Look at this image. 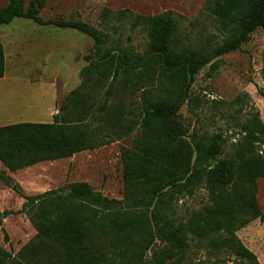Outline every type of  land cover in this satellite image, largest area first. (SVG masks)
Instances as JSON below:
<instances>
[{"label": "trees", "instance_id": "16d2710c", "mask_svg": "<svg viewBox=\"0 0 264 264\" xmlns=\"http://www.w3.org/2000/svg\"><path fill=\"white\" fill-rule=\"evenodd\" d=\"M41 0H9L0 10V28L15 19L40 26L73 29L90 37L94 50L83 59L81 84L70 91L51 123L24 122L0 127V161L15 172L43 162L73 157L109 145L137 129L131 146L121 153L124 195L111 199L85 181L72 182L25 197L23 212L36 230L35 239L17 255L0 246V264H167L183 258L192 234L206 241L211 252L229 251L244 262L259 264L237 232L255 220L264 223L257 199V180L264 178V124L258 114L242 125L243 137L225 155L221 135H190L178 112L203 67L219 71L222 57L240 50L251 33L264 31V0H209L207 10L225 38L216 45L184 43L179 15L166 11L152 16L116 13L102 16L133 19L131 27L147 32L144 52L118 44L76 19L40 15ZM6 57L0 42V79ZM139 87L136 120L121 107H111L115 83ZM105 88L102 102L97 103ZM264 96V94H263ZM138 127V128H136ZM204 186L209 202L186 223L174 217V204ZM167 247L148 253L156 241ZM195 264H208L200 261Z\"/></svg>", "mask_w": 264, "mask_h": 264}, {"label": "rangeland", "instance_id": "374dc122", "mask_svg": "<svg viewBox=\"0 0 264 264\" xmlns=\"http://www.w3.org/2000/svg\"><path fill=\"white\" fill-rule=\"evenodd\" d=\"M29 1L25 0V3ZM208 1L41 0L40 15L44 20H82L109 36L107 47L120 44L142 53L147 43L146 30L132 28L133 19L130 18L123 21L114 16L104 19V9L113 13L130 10L133 15L140 16L172 11L179 15V36L184 43L216 45L227 33L220 29L207 10ZM8 2L0 0V10ZM0 42L6 57L5 77L0 79V127L26 120V116L10 108L18 104L17 97H25V101L34 98L41 90L40 86L34 85L36 83H56L61 92L60 106L67 94L81 84L80 72L88 65L83 57L94 50L93 40L79 31L52 25L40 26L25 19H15L11 24L2 26ZM222 60L224 65L219 71H212L206 66L195 75L188 99L194 111H190L186 103L178 112V120L189 135L194 131L202 135H221L225 139V155H229L243 137L242 125L256 114L264 124V31L255 30L240 50L223 56ZM43 88L48 89L46 85ZM114 90L110 106L121 107L128 119L136 120L140 110V88L128 87L120 78ZM104 91L105 88L96 99L97 103L102 102ZM47 118L38 112H31L29 120L35 121L28 122L48 123L50 121H45ZM136 134L137 129L102 148L15 172H10L0 161V246L15 256L35 239L36 230L28 215L22 211L26 196L85 181L108 198L122 199L121 153L131 146ZM259 150L264 154V146ZM10 181L13 182L11 187L8 185ZM257 187V199L264 213V178L257 180ZM208 200V191L202 186L192 197L182 198L174 204V217L186 223L204 208ZM189 236L193 240L184 257H177L167 264H195L200 261L208 264H250L226 250L211 252L206 241L198 242L192 234L189 233ZM237 236L256 255L259 264H264V223L255 220L238 231ZM166 247L164 241H156L148 253V260L154 259L153 251Z\"/></svg>", "mask_w": 264, "mask_h": 264}, {"label": "crops", "instance_id": "0c3cea01", "mask_svg": "<svg viewBox=\"0 0 264 264\" xmlns=\"http://www.w3.org/2000/svg\"><path fill=\"white\" fill-rule=\"evenodd\" d=\"M42 84L40 85L38 83L34 84L36 87L40 86L39 89H41L39 92L38 91L36 92L34 98L29 96L32 99H28V100L26 99L27 101H25V97H22L20 99L17 97V99L19 100L18 104H15L13 107L10 108V110H13V112H18L19 114H21V116H26V120H24V122L35 121V120H29L31 112H38L40 113V115H45L46 117H48L47 120L45 121L47 122L50 121L48 123H51L53 121L54 116L59 113V107H60L59 102L61 101V96H60L61 92H59L60 88H57L56 83L50 81L44 82ZM45 85L48 89L43 88ZM37 123H43V122H37Z\"/></svg>", "mask_w": 264, "mask_h": 264}, {"label": "water", "instance_id": "95a60500", "mask_svg": "<svg viewBox=\"0 0 264 264\" xmlns=\"http://www.w3.org/2000/svg\"><path fill=\"white\" fill-rule=\"evenodd\" d=\"M8 185L11 187V186L13 185V182H12V181H10Z\"/></svg>", "mask_w": 264, "mask_h": 264}]
</instances>
